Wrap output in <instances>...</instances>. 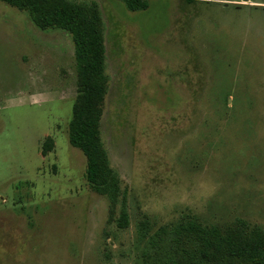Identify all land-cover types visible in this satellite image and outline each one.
Segmentation results:
<instances>
[{
  "label": "rangeland",
  "instance_id": "374dc122",
  "mask_svg": "<svg viewBox=\"0 0 264 264\" xmlns=\"http://www.w3.org/2000/svg\"><path fill=\"white\" fill-rule=\"evenodd\" d=\"M67 1L104 23L118 189L69 144L70 35L0 0V264H250L219 236L264 232V0Z\"/></svg>",
  "mask_w": 264,
  "mask_h": 264
},
{
  "label": "trees",
  "instance_id": "16d2710c",
  "mask_svg": "<svg viewBox=\"0 0 264 264\" xmlns=\"http://www.w3.org/2000/svg\"><path fill=\"white\" fill-rule=\"evenodd\" d=\"M1 1L26 11L41 31L56 29L70 35L77 81L72 119L68 125L69 144L86 158V180L89 185L112 196L118 189L117 176L109 166L99 130L109 78L106 74L104 23L97 4L67 0ZM120 1L130 12L148 8L147 0ZM45 148H51V141ZM45 148L42 149L43 154L48 151ZM190 226L191 230L199 231L196 225ZM219 238L226 254L250 264H264V232L260 229L247 230L241 226L228 230Z\"/></svg>",
  "mask_w": 264,
  "mask_h": 264
}]
</instances>
